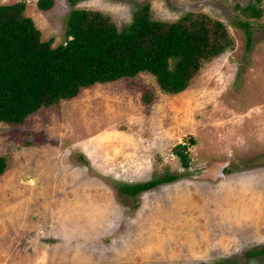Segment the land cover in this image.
Segmentation results:
<instances>
[{"label":"rangeland","instance_id":"obj_1","mask_svg":"<svg viewBox=\"0 0 264 264\" xmlns=\"http://www.w3.org/2000/svg\"><path fill=\"white\" fill-rule=\"evenodd\" d=\"M16 0H0L9 3ZM25 13L53 44L65 39L68 0ZM78 0L116 24L140 3L155 19L202 11L223 21L233 45L205 60L177 93L154 77L82 87L19 125L0 122V264H264V0ZM144 88L153 93L144 102ZM186 145L187 167L175 153ZM179 175L137 195L122 183ZM229 260V262H228Z\"/></svg>","mask_w":264,"mask_h":264},{"label":"trees","instance_id":"obj_2","mask_svg":"<svg viewBox=\"0 0 264 264\" xmlns=\"http://www.w3.org/2000/svg\"><path fill=\"white\" fill-rule=\"evenodd\" d=\"M66 19L65 39L53 44L42 38L33 18L25 13L24 0L0 3V122L22 124L39 109L58 106L75 96L82 87L96 82L131 78L139 72L150 73L165 93L185 89L202 63L233 45L226 24L202 11H187L173 20L155 19L148 3H140L129 21L120 25L98 9L75 6ZM242 4L236 25L245 32L250 46L251 30L247 18L261 14L259 5ZM54 0H36L38 8H50ZM153 92L144 88V102ZM175 153L181 164L189 163L186 145L178 143ZM8 166L7 155H0V174ZM179 175L166 173L149 180L122 183L120 188L137 195L169 182ZM264 254V245L245 250L246 258ZM229 262V260H228Z\"/></svg>","mask_w":264,"mask_h":264}]
</instances>
